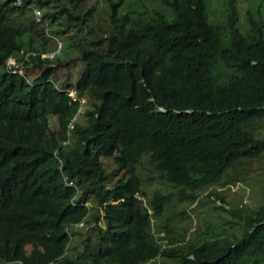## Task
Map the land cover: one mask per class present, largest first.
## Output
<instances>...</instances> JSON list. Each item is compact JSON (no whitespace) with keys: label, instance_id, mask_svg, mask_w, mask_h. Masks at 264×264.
Returning <instances> with one entry per match:
<instances>
[{"label":"trees","instance_id":"1","mask_svg":"<svg viewBox=\"0 0 264 264\" xmlns=\"http://www.w3.org/2000/svg\"><path fill=\"white\" fill-rule=\"evenodd\" d=\"M94 1L0 0V261L264 264L263 203L240 211L219 197L214 206L229 214L222 234L152 231L170 202L196 201L230 171L242 179L237 167L263 156L262 17L249 13L241 32L237 0H222L224 25L209 22L207 0H162L169 9L138 15L119 14L124 0ZM93 8L107 13L99 31L88 23ZM58 37L77 55L41 58ZM75 62L76 81L56 84L57 65ZM103 157L123 172L111 185ZM143 158L175 197L146 199Z\"/></svg>","mask_w":264,"mask_h":264},{"label":"rangeland","instance_id":"2","mask_svg":"<svg viewBox=\"0 0 264 264\" xmlns=\"http://www.w3.org/2000/svg\"><path fill=\"white\" fill-rule=\"evenodd\" d=\"M162 0H124L123 4L119 7V14L126 12H133L138 15L142 11H160L169 9L163 5ZM96 3L94 0H88V3ZM98 2V1H97ZM100 4L99 7H104ZM237 6L240 12V20L237 23V27L241 32L248 30L247 16L253 12L254 17H262L264 27V0H237ZM260 9V12L257 10ZM168 17H171V13L164 12ZM261 13V14H260ZM107 13L104 8H93L90 18H88L89 25H92L94 29H103L106 24L105 18ZM207 15L208 20L212 24L224 25L226 22V13L224 12L222 0H207ZM99 28V29H98ZM264 36V32H263ZM57 40L62 42L60 49L55 50V59L58 61L69 60L71 57L76 56L77 52L73 46H70V41L64 37L52 38L50 40L51 46L57 45ZM10 64L13 65L15 61L11 59ZM83 64L80 62L71 63L70 65H57L55 73L52 78L58 85H63L66 82H75L78 78L79 72L82 70ZM23 68H20L21 71ZM26 73L29 77H37L39 75V69L30 64L26 67ZM75 96L74 91L70 93ZM82 103L88 106L86 99H82ZM85 106V107H86ZM84 107V108H85ZM50 127L52 130H56L58 127L57 117L50 116ZM258 132L264 135V119L258 124ZM146 156V155H145ZM105 170L107 172L115 173L111 176V185L117 178L122 177L123 172L116 171V164L112 158H101ZM138 174L141 178V189L146 199L150 198L154 192H160L164 194L171 193L173 197L176 196L178 188L171 186L170 184L161 183L157 179V174L154 168L148 163L146 158H143L142 162L137 167ZM235 172H238L239 180H232L234 174L230 171L229 175H226L222 179V182L215 184L200 192L199 197L194 202H176L172 201L165 207L162 216L153 218L152 231L158 237L160 236H172L180 237L182 234H186V238H192L196 233H205V235H213V233H224L228 228L226 220L229 217L227 212H224L214 206V202L217 204H223L219 197L223 198V202L226 203L227 208H237L240 211L243 209H254L264 204V154L259 159L246 163L243 167H237ZM230 179L229 182L224 181ZM166 226L169 227L168 232ZM82 237V236H81ZM81 239V238H80ZM80 239L75 238L72 242L78 249L81 248ZM167 239H164V241ZM30 249V246H27ZM0 264H3L0 261ZM148 264H175L172 261L165 260L163 258H156Z\"/></svg>","mask_w":264,"mask_h":264},{"label":"clouds","instance_id":"3","mask_svg":"<svg viewBox=\"0 0 264 264\" xmlns=\"http://www.w3.org/2000/svg\"><path fill=\"white\" fill-rule=\"evenodd\" d=\"M18 2H19V0H18ZM34 13H35V15H36V19H37V21H41V17H40V14H39V11H34ZM59 44V46H57V48L55 49V50H57V49H60V47L62 46V42H60L59 40H57V45ZM55 50H53V51H50V52H46V53H41L40 54V57L41 58H52V57H54V55H55ZM11 59H13V58H10L9 60H8V67L9 68H12V67H15L16 66V61H15V63L13 64V65H11L10 64V60ZM20 71V70H19ZM72 92V91H71ZM70 92V93H71ZM75 94V93H74ZM71 95V94H70ZM72 96V95H71ZM74 97V96H73ZM69 184H71V183H69ZM77 225H79V226H82L83 225V222H79Z\"/></svg>","mask_w":264,"mask_h":264}]
</instances>
